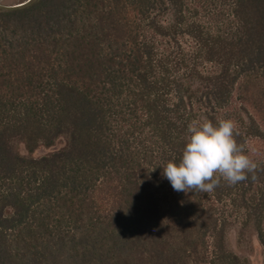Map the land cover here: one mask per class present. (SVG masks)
<instances>
[{
    "label": "trees",
    "instance_id": "trees-1",
    "mask_svg": "<svg viewBox=\"0 0 264 264\" xmlns=\"http://www.w3.org/2000/svg\"><path fill=\"white\" fill-rule=\"evenodd\" d=\"M221 119L247 154L264 139V0L0 9V264H249L237 222L264 264V162L210 193L161 175L190 123Z\"/></svg>",
    "mask_w": 264,
    "mask_h": 264
},
{
    "label": "clouds",
    "instance_id": "clouds-1",
    "mask_svg": "<svg viewBox=\"0 0 264 264\" xmlns=\"http://www.w3.org/2000/svg\"><path fill=\"white\" fill-rule=\"evenodd\" d=\"M188 139L179 160L170 159L162 166L166 178L177 192L210 193L221 180L235 186L257 180V164L236 139V122L221 119L193 121L188 126Z\"/></svg>",
    "mask_w": 264,
    "mask_h": 264
},
{
    "label": "rangeland",
    "instance_id": "rangeland-1",
    "mask_svg": "<svg viewBox=\"0 0 264 264\" xmlns=\"http://www.w3.org/2000/svg\"><path fill=\"white\" fill-rule=\"evenodd\" d=\"M31 0H0V9L13 8L22 4L28 3ZM237 109L241 108V104L236 102ZM67 146L66 138L58 140L55 146L51 148L40 147L33 157L41 158L48 156L54 152L61 151ZM249 154L255 163L264 162V139L263 140H250L247 145ZM18 151L21 155H28L24 145L18 146ZM226 243L228 248L241 258H246L249 264H263V248L258 241L255 229L250 226L244 229L242 224L237 222L233 223L226 233Z\"/></svg>",
    "mask_w": 264,
    "mask_h": 264
},
{
    "label": "water",
    "instance_id": "water-1",
    "mask_svg": "<svg viewBox=\"0 0 264 264\" xmlns=\"http://www.w3.org/2000/svg\"><path fill=\"white\" fill-rule=\"evenodd\" d=\"M26 4V3H25ZM22 5H24V4H22ZM22 5H20V6H22ZM18 7V6H17Z\"/></svg>",
    "mask_w": 264,
    "mask_h": 264
}]
</instances>
